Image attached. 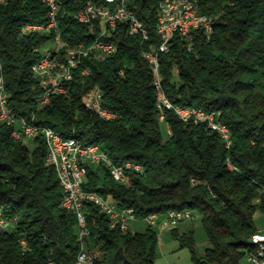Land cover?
Returning a JSON list of instances; mask_svg holds the SVG:
<instances>
[{"label":"trees","instance_id":"1","mask_svg":"<svg viewBox=\"0 0 264 264\" xmlns=\"http://www.w3.org/2000/svg\"><path fill=\"white\" fill-rule=\"evenodd\" d=\"M58 1L65 45L92 44L98 22L83 24L74 15L100 0ZM163 1L128 0L148 39L129 35L128 25L119 23L104 39L116 43L117 53L104 61L82 58L72 69L69 95H54L40 106L43 90L32 66L55 32L26 27L47 24L48 7L41 0H6L0 7V66L9 107L64 139L99 145L115 166L142 165V171L126 172L127 184L116 181L105 165H88L84 191L133 210L139 220L173 210L199 214L209 240L203 256L195 255L192 234L178 236L172 230L192 250L195 264H244L258 230L255 215L264 214V0H194L200 13L212 18V33L197 29L190 42L176 34L169 50L157 54L166 96L174 104L218 112V121L231 131L229 148L206 124L185 123L172 111L161 121L144 53L158 51L161 44ZM86 68L89 74L83 73ZM95 88L113 120L86 109L83 95ZM163 124L171 134L164 135ZM12 132L13 127L0 124V210L16 221L0 231V264H75L83 248L94 254V264H155V228L143 233L113 228L91 202L83 206L88 235L80 241L77 215L63 208L57 172L46 164V140L31 139L36 148L30 151L29 139H16Z\"/></svg>","mask_w":264,"mask_h":264},{"label":"built area","instance_id":"2","mask_svg":"<svg viewBox=\"0 0 264 264\" xmlns=\"http://www.w3.org/2000/svg\"><path fill=\"white\" fill-rule=\"evenodd\" d=\"M6 0H0V7ZM48 7L49 21L47 24L30 25L26 27L37 28V32L52 35L49 41L42 48V57L32 66L33 74L38 78L39 85L43 94L38 99L40 106L51 103L54 95H69L68 83L72 79V69L76 68L81 60H76V50H83V58L91 57L96 61H104V52L118 51V46L114 42L105 41L116 30L119 23L128 25V34L131 36H141L144 40L148 39V31L144 24L133 14L128 7V0H100L90 1L86 7L74 15V18L83 24H93L98 22L99 33L95 36L90 45L80 43L76 46H66L62 41L61 33L58 30V15L61 5L58 0H45ZM195 8L187 3V7H160L158 33L161 44L158 51L152 50L145 52L144 56L149 60L154 75V85L157 91V106L161 112V121L165 122V112L161 111V103H168L172 112L183 122L206 124L208 128L216 132L224 141L227 148L232 144L231 131L227 125L218 121V112H207L202 109L190 108L174 104L166 96L162 79L159 72L158 52H167L170 42L176 34L182 36L189 42L193 40V32L202 29L206 34L212 33V19L193 20L191 26H183V19H189V12ZM177 10L178 20L175 26H167L168 12ZM93 30V29H92ZM93 32V31H92ZM70 55V63L67 66H60V57ZM40 68H47V75H40ZM89 68L84 70V74H89ZM123 74V71H121ZM82 101L87 110L97 114L101 119L113 120L115 114L102 106V92L95 88L83 95ZM0 124L13 127L12 135L16 139H34L42 136L47 143L46 164L53 167L58 175L60 184L63 188L62 206L69 212L77 215L79 225V240L83 241L88 235L86 229V218L83 212L85 202H91L98 206L102 213L110 220L111 227H120L123 231H129V224L138 221L135 213L131 209H121L118 204L110 199L104 198L94 192L84 191L82 186L86 180L88 165L109 167L113 178L121 183L129 182L126 172L128 170L142 171V165L138 163L123 164L115 166L108 161L106 155H102V150L98 145L96 148H88L77 139H64L55 130L49 127L36 126L30 124L26 119L17 117L9 107V96L5 88V81L0 66ZM167 132L171 134L170 127L167 125ZM230 168L233 166L229 163ZM261 201V200H260ZM193 213L190 210L169 211L166 214H151L144 219L150 227L160 226L162 229L169 226H176L178 223L192 219ZM16 221L8 220L0 210V231L9 229ZM260 245V257H253L250 253L246 254L247 264H264V228H258L254 239ZM21 243L26 246V240ZM95 256L85 248L79 253L75 264H94ZM53 264V263H49Z\"/></svg>","mask_w":264,"mask_h":264},{"label":"rangeland","instance_id":"3","mask_svg":"<svg viewBox=\"0 0 264 264\" xmlns=\"http://www.w3.org/2000/svg\"><path fill=\"white\" fill-rule=\"evenodd\" d=\"M50 45L51 43L48 44V46ZM162 132L167 135V126L165 124L162 125ZM31 141V139L25 140L29 144L30 151H34L36 145ZM254 221L258 228H264V214L262 212H257ZM129 227V231L132 233H143L149 227V224L145 220H138L131 222ZM173 229H177L178 236L192 234L194 253L198 257L203 256L209 247L208 236L202 225L201 216L195 214L192 219L182 221L176 226H169L164 229L160 226L155 228L159 238L155 264H195L192 250L181 245L180 240L174 236ZM244 264H247L246 261Z\"/></svg>","mask_w":264,"mask_h":264},{"label":"bare ground","instance_id":"4","mask_svg":"<svg viewBox=\"0 0 264 264\" xmlns=\"http://www.w3.org/2000/svg\"><path fill=\"white\" fill-rule=\"evenodd\" d=\"M45 3V0H41ZM187 3L193 6L195 9L192 12H189V19H183V26H191V19L193 20H205L210 19L205 15H202L199 10L197 1L194 0H164L161 4V7L173 8V7H187ZM212 19V18H211ZM175 20H178L177 10H170L168 12L167 26H175ZM30 30L37 31V28H30ZM113 52H104V59L113 56ZM83 58V50H76V60H81ZM70 63V55H62L60 57V66H67ZM40 75H47V68H40ZM161 111L167 112L172 111L168 103H161ZM166 115V114H165ZM98 145L92 144L88 145V148H96ZM103 155V154H102ZM109 161V160H108ZM127 162L125 164H130ZM255 233L251 236V239H254ZM250 250L247 253H250L253 257H260V245L257 240H250ZM94 256V254H93Z\"/></svg>","mask_w":264,"mask_h":264}]
</instances>
